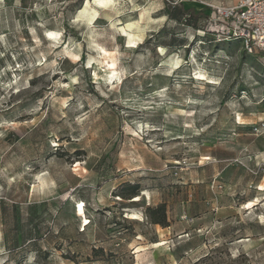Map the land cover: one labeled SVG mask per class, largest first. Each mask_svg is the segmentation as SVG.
Here are the masks:
<instances>
[{"label":"rangeland","instance_id":"1","mask_svg":"<svg viewBox=\"0 0 264 264\" xmlns=\"http://www.w3.org/2000/svg\"><path fill=\"white\" fill-rule=\"evenodd\" d=\"M215 1L0 0V264H264V58L184 23Z\"/></svg>","mask_w":264,"mask_h":264},{"label":"built area","instance_id":"2","mask_svg":"<svg viewBox=\"0 0 264 264\" xmlns=\"http://www.w3.org/2000/svg\"><path fill=\"white\" fill-rule=\"evenodd\" d=\"M203 33L218 42L240 41L246 53L264 58V0H216Z\"/></svg>","mask_w":264,"mask_h":264},{"label":"trees","instance_id":"3","mask_svg":"<svg viewBox=\"0 0 264 264\" xmlns=\"http://www.w3.org/2000/svg\"><path fill=\"white\" fill-rule=\"evenodd\" d=\"M180 12L184 15V23H189V20H195L194 25H200L199 19L203 16L208 18L204 12H196L194 8H185L184 6L180 7ZM177 17V16H175ZM138 186H135V188ZM159 207L157 208H150V217L153 223H164L162 219L157 218L156 212H158Z\"/></svg>","mask_w":264,"mask_h":264},{"label":"bare ground","instance_id":"4","mask_svg":"<svg viewBox=\"0 0 264 264\" xmlns=\"http://www.w3.org/2000/svg\"><path fill=\"white\" fill-rule=\"evenodd\" d=\"M130 36H131V35H130ZM141 37H142V35H139V37H137V38H135V39L133 38V40H131V41H132L133 43H136V41L139 40ZM131 41H130V42H131ZM137 198H138V196H137Z\"/></svg>","mask_w":264,"mask_h":264}]
</instances>
